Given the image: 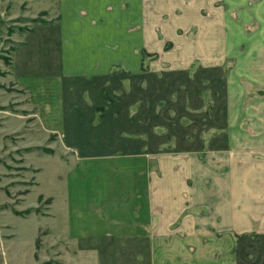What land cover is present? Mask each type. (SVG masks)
I'll return each instance as SVG.
<instances>
[{"label": "crops", "instance_id": "crops-1", "mask_svg": "<svg viewBox=\"0 0 264 264\" xmlns=\"http://www.w3.org/2000/svg\"><path fill=\"white\" fill-rule=\"evenodd\" d=\"M12 1L0 0V20L13 19ZM26 1L30 19L42 18L7 38L0 154L19 151L49 200L35 233L81 244L82 264L104 241L134 264H264V0ZM176 79L183 102L152 101L154 86ZM123 98L124 127L113 115ZM171 102L182 104L178 126ZM80 129L107 132L115 149L72 152L61 140ZM34 160L62 168L60 200L42 190ZM7 237L0 264L16 254Z\"/></svg>", "mask_w": 264, "mask_h": 264}, {"label": "rangeland", "instance_id": "rangeland-1", "mask_svg": "<svg viewBox=\"0 0 264 264\" xmlns=\"http://www.w3.org/2000/svg\"><path fill=\"white\" fill-rule=\"evenodd\" d=\"M12 2L19 5L17 6L15 3H12V5L10 4V14H7L9 17L14 13L15 15L10 17L13 19L9 21H5L4 19L0 20V63L3 64L7 63V58L14 48V43L7 38H10L17 31L23 32L28 30L36 21L42 18L40 15L35 14V19H30L34 12L27 8L26 0H24V3H22L23 1L19 3L18 0L17 2L16 0ZM179 82L180 81L176 79L175 82L172 81L171 88L163 89H161L162 86L152 85L155 87L152 90L154 91L152 101L155 99H167L169 95H171L172 102H183L186 98L184 92L178 94L177 91L176 93L172 91L175 90L172 85H177ZM126 85H129V83L126 82ZM196 86L197 84L194 83V85L189 87L192 92L190 93L192 97L189 95V98L187 97L189 100V108H195L196 106ZM169 91H171V94ZM130 102V98H123L120 112L113 114L117 121L123 118V127L131 120V113L129 109L127 112L125 108L127 105L129 106L131 104ZM172 102L170 104L171 112H174L175 115L171 112L170 115L172 117L171 119L174 120L178 126V115L182 113L180 112L182 104L180 106L178 103L172 104ZM66 116L67 115H65V117ZM75 116L79 118L80 113H75ZM187 116H192L187 118H190V120L188 119L189 121H193L195 115L194 113H189ZM93 126L95 125L93 124ZM177 126L172 129V131L174 130L173 135L175 136H178L180 132ZM129 130V128H118L115 129V132L120 133V131H124L129 133L131 132ZM93 131L98 132L99 130L80 129L73 133L66 130L65 138L62 139L61 142L65 143L72 152L80 154H99L110 151L113 148L115 149L116 145L113 144L114 139L110 138L107 132L105 133L103 131L99 133V136L102 137L101 139L94 136L95 134ZM106 131L111 132L114 130L107 129ZM71 134H74L72 138ZM31 151H40V149ZM22 157L23 155L19 151H10L9 153L4 152L0 154V165L3 166L5 170L3 173L4 175H0V185L4 186L1 187L2 189L0 190L4 191L6 197L4 203H0V250L3 247V242L8 238L7 236L10 235L12 239H17L13 248L16 254L12 257L10 264H68V260L70 264H82V258H77V256H75L78 252L77 247L81 249V244L75 242H52L46 239L49 231L43 227H40L39 232L37 231V233H35V219L48 216L49 200H44L36 194L35 170L29 167L26 161L20 159ZM32 164L43 170V174L40 177L42 190L49 195H56L60 200L62 194L55 180V174L58 173V175L61 176L63 173L62 168L49 160H34ZM4 214L10 216L11 220L13 217H20L28 219V221H20L16 223V225H7L2 223L1 216ZM119 245L118 242L114 241L102 242V252L94 258L95 262L93 264H134L136 257L126 252L123 254L119 253ZM18 252L20 253L19 255H17ZM1 260V262L4 261L3 257Z\"/></svg>", "mask_w": 264, "mask_h": 264}]
</instances>
